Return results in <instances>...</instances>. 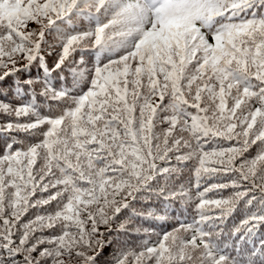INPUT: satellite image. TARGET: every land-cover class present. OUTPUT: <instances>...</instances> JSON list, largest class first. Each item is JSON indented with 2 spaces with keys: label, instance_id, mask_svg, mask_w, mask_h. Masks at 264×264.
<instances>
[{
  "label": "snow or ice",
  "instance_id": "1",
  "mask_svg": "<svg viewBox=\"0 0 264 264\" xmlns=\"http://www.w3.org/2000/svg\"><path fill=\"white\" fill-rule=\"evenodd\" d=\"M0 264H264V0H0Z\"/></svg>",
  "mask_w": 264,
  "mask_h": 264
},
{
  "label": "trees",
  "instance_id": "2",
  "mask_svg": "<svg viewBox=\"0 0 264 264\" xmlns=\"http://www.w3.org/2000/svg\"><path fill=\"white\" fill-rule=\"evenodd\" d=\"M32 27H34L35 25H31ZM51 40V37L49 38ZM78 55H77V59H78ZM51 60L52 58H49V62L51 63ZM225 146H227L225 144ZM256 151H257V147L256 146H253V148L251 149L250 151V155L254 156L256 154ZM195 162H191L189 164V166L187 168L184 169V172H183V175H182V178H181V183H183L185 185V187H192L195 185V177H194V173L192 171V165L194 164ZM202 183H204L202 181ZM227 193H225L226 195ZM192 195H193V198H195V191H194V187H193V191H192ZM137 207H140L139 205ZM193 209H194V204H190L189 205V215L193 214ZM240 217L237 216L236 219L238 220ZM147 238V237H145ZM152 239H155V237H152Z\"/></svg>",
  "mask_w": 264,
  "mask_h": 264
}]
</instances>
